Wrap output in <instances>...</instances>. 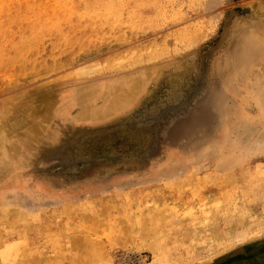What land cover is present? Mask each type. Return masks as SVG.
<instances>
[{"label": "rangeland", "instance_id": "obj_1", "mask_svg": "<svg viewBox=\"0 0 264 264\" xmlns=\"http://www.w3.org/2000/svg\"><path fill=\"white\" fill-rule=\"evenodd\" d=\"M263 10L264 0H0L3 264H259ZM124 78L143 82L128 108L77 120L75 90ZM32 124L12 167L9 144L24 147Z\"/></svg>", "mask_w": 264, "mask_h": 264}, {"label": "bare ground", "instance_id": "obj_2", "mask_svg": "<svg viewBox=\"0 0 264 264\" xmlns=\"http://www.w3.org/2000/svg\"><path fill=\"white\" fill-rule=\"evenodd\" d=\"M263 12H264V10H263ZM254 26H256V25H254ZM239 28H241V27H239ZM239 28L237 26V29H239ZM251 31H252V29H251ZM253 31H254V29H253ZM255 33L257 34V32H253V34H255ZM22 44L24 45V43H22ZM142 86H143L142 81H133L131 79L124 78L118 82H113L110 85V87L109 86L103 87L101 90H98L95 88H90V87L87 88L86 91L84 90L85 92H82V93H79V91L75 90V93L78 97L77 96H74V97H77L76 100L83 107L81 113L77 116V120L78 121H97V120L108 118V117L120 112L121 110L128 108L133 103V101L136 99V97L139 95V93L142 89ZM43 94H44V96H43L44 98H46L45 96L48 95L47 92H44ZM52 95H53V92H52ZM52 95H50V99L53 98V97L51 98ZM95 96H99L100 98H104L105 101L101 105L95 106V105H93V102H91V98H94ZM42 98H41V100H42ZM48 101H49V99H46L45 103ZM43 103H44V100H43ZM28 106H30V105L28 104L27 108H28ZM37 106L40 107V104L38 103ZM30 107L32 108V106H30ZM7 109H9V112H10V108H7ZM40 109H41V107H40ZM37 111L38 110H36V112ZM8 113H6V114H8ZM6 120L8 121V119H6ZM6 120L4 119V121H6ZM22 122H23V120H22ZM24 124L26 125V123H24ZM27 124H29V123H27ZM32 125H30L28 127V129H26L27 127H25V129L27 131L23 137V141H25L24 147L17 146L19 143L16 140V138H14L12 142H10V144H9L10 149L13 150L11 153L12 156H11L10 166L15 167L18 164L17 159L26 154L27 147L30 146V143H31L33 137H35V135L37 134V132H35V131H36L37 127L40 125H38V124H35L33 126ZM25 129H24V131H25ZM263 130H264V128H263ZM40 131H42V129ZM3 263H4V259L1 257L0 258V264H3Z\"/></svg>", "mask_w": 264, "mask_h": 264}, {"label": "crops", "instance_id": "obj_3", "mask_svg": "<svg viewBox=\"0 0 264 264\" xmlns=\"http://www.w3.org/2000/svg\"><path fill=\"white\" fill-rule=\"evenodd\" d=\"M258 248L257 250V253H255L256 255H258V261H259V264H262L264 263V260L261 258L263 255H264V245L263 246H260V247H256Z\"/></svg>", "mask_w": 264, "mask_h": 264}]
</instances>
